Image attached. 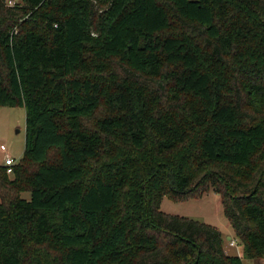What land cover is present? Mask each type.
Instances as JSON below:
<instances>
[{
  "label": "trees",
  "instance_id": "1",
  "mask_svg": "<svg viewBox=\"0 0 264 264\" xmlns=\"http://www.w3.org/2000/svg\"><path fill=\"white\" fill-rule=\"evenodd\" d=\"M2 107L0 264H244L160 210L211 191L264 258V0H0Z\"/></svg>",
  "mask_w": 264,
  "mask_h": 264
},
{
  "label": "rangeland",
  "instance_id": "2",
  "mask_svg": "<svg viewBox=\"0 0 264 264\" xmlns=\"http://www.w3.org/2000/svg\"><path fill=\"white\" fill-rule=\"evenodd\" d=\"M10 1L15 5L10 6ZM17 4H22V0H5L6 7L13 8ZM2 146H5L8 152H3L1 150ZM25 146V108H0V166H4L7 155L15 159L18 164L23 158ZM21 196L30 199V195L27 193ZM12 197V193L0 188V204L8 203ZM160 210L164 214L189 218L218 228L223 235L224 248L230 256H241L240 258H243L246 264H263L262 261L254 262L246 258L243 246L236 239L235 233L224 215L222 201L215 192L211 191L200 198L187 200H175L169 196H164L161 201ZM232 241L236 242L235 247L231 246Z\"/></svg>",
  "mask_w": 264,
  "mask_h": 264
},
{
  "label": "built area",
  "instance_id": "3",
  "mask_svg": "<svg viewBox=\"0 0 264 264\" xmlns=\"http://www.w3.org/2000/svg\"><path fill=\"white\" fill-rule=\"evenodd\" d=\"M9 5L10 6H14L15 4L10 1ZM1 150L3 152H7L8 149L5 146H2ZM16 165H17V162L15 161V159H13L11 156L7 155V158H6L5 163H4V167L6 168L8 175H12L13 174L14 167ZM235 244H236V242H234V241L231 242V246L232 247H235Z\"/></svg>",
  "mask_w": 264,
  "mask_h": 264
},
{
  "label": "crops",
  "instance_id": "4",
  "mask_svg": "<svg viewBox=\"0 0 264 264\" xmlns=\"http://www.w3.org/2000/svg\"><path fill=\"white\" fill-rule=\"evenodd\" d=\"M7 152H8V150H7ZM219 197V196H218ZM232 248V247H231ZM225 251H226V249H225ZM226 253L228 254V251H226ZM229 255V254H228ZM239 255H241V254H239ZM241 257V256H240ZM242 260H243V258H242ZM250 261H252V260H250ZM259 261H262L263 262V264H264V258L262 259V260H258V261H254V262H259ZM244 262V261H243ZM244 264H246V263H244Z\"/></svg>",
  "mask_w": 264,
  "mask_h": 264
}]
</instances>
